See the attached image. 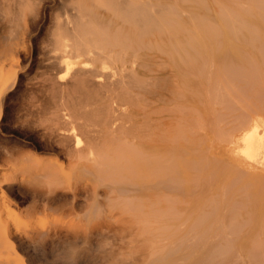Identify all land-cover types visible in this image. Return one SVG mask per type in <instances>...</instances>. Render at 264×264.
<instances>
[{"label":"bare ground","instance_id":"1","mask_svg":"<svg viewBox=\"0 0 264 264\" xmlns=\"http://www.w3.org/2000/svg\"><path fill=\"white\" fill-rule=\"evenodd\" d=\"M0 2L1 118L34 62L48 0ZM64 5L36 55L48 104L20 108L63 158L21 155L32 186L21 210L0 173V264H26L16 241L29 248L94 232L106 240L102 258L119 264H264V0ZM35 112L43 115L30 119ZM66 193L70 208L90 200L82 216L30 228L16 220L59 208ZM9 205L20 210L12 222L1 218Z\"/></svg>","mask_w":264,"mask_h":264},{"label":"rangeland","instance_id":"2","mask_svg":"<svg viewBox=\"0 0 264 264\" xmlns=\"http://www.w3.org/2000/svg\"><path fill=\"white\" fill-rule=\"evenodd\" d=\"M43 3H44V10H43V13H42L41 18H40L41 23L39 21V23H38V25H39L38 30L39 31L37 30L38 35L36 37V40L34 41V44H35L34 45L35 51L33 53L34 58H35L34 62L32 63V65L30 66L29 69H25V71L21 70L19 72L15 86L13 89L10 90L12 93L9 92L7 94V96L5 97V100H4L5 102L3 103L2 114H1V118H0V125H1L0 126V130H1L0 131V146H1L0 147V149H1L0 150V171L2 170L0 173L6 172V174H8V176H9L8 186L10 187V190H9L10 195L9 196H10L11 200L16 201V202L18 201L17 203L19 205L20 210L27 208L31 204V197L30 196H31V191H32L31 190L32 186L21 178L20 171H18L20 169L19 166H20L21 155L23 153H30L32 155L39 156L40 158H54L55 156L63 158L62 153H57V151H56V150H58L57 147L54 144H52L51 142L48 143L49 141L47 139H45V137L43 136V133L41 132L42 131L41 125L38 124L36 121L34 122L35 124H33V122L32 123L26 122L27 121L26 116L24 115V117H23V115L21 116V113H20L22 111V110H20V108L24 104H27L28 101H36V102L39 101L38 103H39L40 108L42 107V111H43V108L46 107V105L48 104V102L46 103L47 96H44L47 94V89H45V87H44V90H41L43 87L40 86V84H38L40 82L39 79H41V76L43 74V72L40 71L41 69L43 70V66H41L40 62H38V58L36 56V55H38L37 49L42 44H45V42L44 43H42V42L45 41L47 30L52 26V21H53L52 19L55 16V14L57 13L58 14L57 16H59V17L61 16L60 18H63V16L66 15L67 12L69 11V6L64 5V0H61V1L60 0H50V1L48 0V2H43ZM62 4H63V6H62ZM65 10L66 11L68 10V11L66 12ZM5 25L6 24L4 23V21L0 23V37L2 36V28ZM3 33H5V31ZM39 39H40V41H39ZM37 77H38V79H37ZM37 88H38V90H37ZM38 91H39V93H38ZM40 91H41V93H40ZM41 103H43V104H41ZM44 104H45V106H44ZM36 114H38V115L35 116ZM41 114H42V112H40V113L35 112L32 115H30V119L36 118V117L40 116ZM32 127L35 129L34 130L31 129ZM209 134H211L210 131H209ZM40 138H42V140ZM8 147H9V149H8ZM6 150H8V151H6ZM1 151H4V152H1ZM217 153L218 154L222 153V148L217 149ZM213 179H215V178H213ZM208 182H209V180H208ZM208 182H207V184H208V188L210 190L216 189L217 186H219L221 183L219 179L210 181L209 183ZM209 184H211V186ZM261 190H262V188H261ZM57 193L60 194V193H63V191L61 189H59V190H57ZM261 194H264V190L259 192L258 196L259 197L262 196ZM63 195H65L64 198L59 199V201H57V203L53 204V206H55L56 204H59L60 202H62V204H61V206H59V208H56V209L50 208V209L46 210V213H42V212L36 213V215H34L32 217H28L26 215H21V216L19 215L18 217L22 220H25V222L27 223L25 225L22 223L24 221L21 222V220H19V219H16V220L18 221V223L20 222L19 224L22 228H30V227H32V225H37V222L39 224V221H41L40 224H46L47 225V224H52L54 221V218H57V219L59 217L68 218L70 216H75L77 214L79 216H82L83 211H85V209L87 208L88 202H90V200L86 199L85 196L80 195V196H78V199H77L79 206L76 205L74 208H70L69 204L67 203V200L69 199L70 194L66 193ZM24 198H26V199L23 200ZM8 207L9 208L11 207L10 208L11 214L8 215L9 217H6L7 214H9L8 213L9 211L6 209L8 211L7 212L5 209H3L2 213H1V218L3 221L12 222L13 220H15V216L13 217V215H15V214L12 212V210H14V212H19L20 210L15 209L11 205H9ZM4 214H6V215H4ZM10 216L13 219L10 218ZM11 219H12V221H11ZM93 234H90L87 237L83 236V235H81L80 237H73V236L65 237V238L61 237V238L56 239L57 243L55 242L56 240L48 243L46 241L36 239L34 241V242H36L35 244L39 243L36 245L37 247L34 246V243H33V245L31 244L30 246H28L29 248H27V245H25L24 243H20L19 241H16V246H17V249L20 252V255H22V258L24 259L26 264H66V262H67V264H70V263L71 264H79L80 263L79 260L82 257H85L87 255H89V256L94 255L93 258L95 257L94 259H96L95 260L96 264H112V263L119 264L117 261L107 260V259L102 258V257H104V255L98 251L101 247H98V249H97V246H99V245L107 246V244L105 242L106 240H103V238L100 235L98 236L96 234H94V235ZM80 240L82 243H79ZM40 243H41V247H40ZM70 245L72 247H69ZM32 246L35 249H33ZM52 246L55 248L53 249ZM31 247H32V249H31ZM91 248H92V250H90ZM51 252H54V253H51ZM202 252H203L202 250L198 251L199 254H201ZM77 253H78V255H77ZM69 257H70V259H69ZM194 259L195 258H193L192 261ZM63 260H65V261H63ZM69 260H70V262H69ZM105 260H107V261H105ZM171 263L177 264V262H171ZM91 264H93V263H91ZM135 264H142V262H139V263L137 262ZM186 264H192V263H186Z\"/></svg>","mask_w":264,"mask_h":264}]
</instances>
